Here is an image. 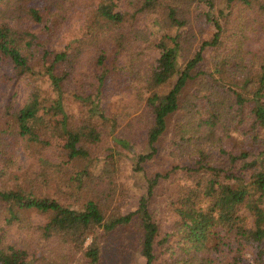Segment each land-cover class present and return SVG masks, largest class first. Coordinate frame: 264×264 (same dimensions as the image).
I'll return each mask as SVG.
<instances>
[{"label":"trees","instance_id":"16d2710c","mask_svg":"<svg viewBox=\"0 0 264 264\" xmlns=\"http://www.w3.org/2000/svg\"><path fill=\"white\" fill-rule=\"evenodd\" d=\"M32 1L0 0V264H100L119 231L143 264H264V0Z\"/></svg>","mask_w":264,"mask_h":264},{"label":"rangeland","instance_id":"374dc122","mask_svg":"<svg viewBox=\"0 0 264 264\" xmlns=\"http://www.w3.org/2000/svg\"><path fill=\"white\" fill-rule=\"evenodd\" d=\"M217 2H223L224 0H216ZM32 6L43 9L44 3L42 0H33ZM23 24V23H22ZM28 22H25V26L27 27ZM36 28V27H35ZM4 71V68H0V89L2 91H5V84L2 82L1 79V73ZM106 104L108 106L109 110H119L124 105V100L122 98L121 89L116 82H112L109 84L106 88ZM20 95V94H19ZM172 125L171 123L168 124V129L163 136V138L160 141V146L166 150L168 149L170 145V138L172 136ZM132 143H134V149L136 151H140L143 149V145L141 142V138L137 137L132 140ZM20 156V154H17ZM121 166L120 171V182H121V188L124 190V201H122L123 209L128 211H134L137 207V202L140 199V197L144 193V179L141 175L134 173L129 165V161L122 158V160L119 162ZM174 163L172 162L171 158L163 156L158 161L155 159L151 166L149 168H154L158 171H167ZM53 187L50 188H44V187H38L36 186L34 188V192L45 194L50 192V194H53V192L50 190ZM126 193V196H125ZM161 194V191L158 192ZM55 197L58 198V195H55ZM160 201H155V203L152 205L153 209L158 210V217L160 219V225L165 229V226H167L169 223V213L167 210L160 206ZM33 216L36 219V222H42V220H45L43 216L38 217L35 216V214H29ZM0 217H1V211H0ZM0 226L1 222H0ZM129 237V236H128ZM127 236H125V232L119 231L117 233L111 234L108 237H106L103 240L102 243V249H101V263L100 264H143L144 259L141 256L140 248L138 245H136L133 241H131ZM76 264H87L86 261L77 262Z\"/></svg>","mask_w":264,"mask_h":264}]
</instances>
